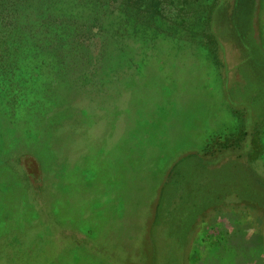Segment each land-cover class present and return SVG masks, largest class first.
Listing matches in <instances>:
<instances>
[{"label": "rangeland", "instance_id": "rangeland-1", "mask_svg": "<svg viewBox=\"0 0 264 264\" xmlns=\"http://www.w3.org/2000/svg\"><path fill=\"white\" fill-rule=\"evenodd\" d=\"M0 264H264V0H0Z\"/></svg>", "mask_w": 264, "mask_h": 264}, {"label": "trees", "instance_id": "trees-1", "mask_svg": "<svg viewBox=\"0 0 264 264\" xmlns=\"http://www.w3.org/2000/svg\"><path fill=\"white\" fill-rule=\"evenodd\" d=\"M106 52H107V47L105 46V43H104V45H103V48H102V50L100 51V53L98 54V56H97V58L95 59H93V56L94 55H91V58H90V54L88 55V56H83V57H80L77 61H79L80 63H83V62H86V61H89L90 59L91 60H95V64H96V66H95V68L93 69V72H98V71H100L101 69H102V67H103V63L105 62V59H106ZM71 61L70 60H68L67 61V64H69ZM75 69V72L77 73L76 75L78 76V77H80V78H82V74H81V70H80V68L77 66V67H75L74 68ZM77 69H79V70H77ZM80 72V73H79ZM79 73V74H78ZM229 145H230V143H225L224 144V147H229ZM240 146H242V145H236V148H240V149H242V150H246L245 151V153L247 152V154L250 152V150L248 149V148H246V146H244L243 148H241ZM241 156H244V154L243 155H241Z\"/></svg>", "mask_w": 264, "mask_h": 264}, {"label": "bare ground", "instance_id": "bare-ground-1", "mask_svg": "<svg viewBox=\"0 0 264 264\" xmlns=\"http://www.w3.org/2000/svg\"><path fill=\"white\" fill-rule=\"evenodd\" d=\"M226 1V0H225ZM225 5V4H224ZM219 19V18H218ZM220 23V22H219ZM220 25V24H219ZM221 25H222V23H221ZM232 38H233V36H232ZM235 38V37H234ZM224 39V38H223ZM222 39V40H223ZM237 39V38H236ZM227 40V39H226ZM235 40V39H234ZM224 41V40H223ZM224 43V42H223ZM227 44V43H226ZM231 44V43H230ZM239 44V43H238ZM231 45H233V44H231ZM235 45V44H234ZM236 46H238V45H236ZM233 49H235V48H233ZM228 50V49H227ZM249 67V66H248ZM250 68V67H249ZM251 71H252V69H251ZM255 72V71H254ZM253 72V73H254ZM252 73V72H251ZM255 76H257L256 74H255ZM259 79V78H258ZM254 80V79H253ZM260 80H261V76H260ZM256 81H257V79H256ZM226 178V177H225ZM227 179V178H226ZM226 179L224 180V181H226ZM231 182V181H230Z\"/></svg>", "mask_w": 264, "mask_h": 264}]
</instances>
